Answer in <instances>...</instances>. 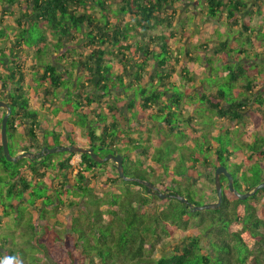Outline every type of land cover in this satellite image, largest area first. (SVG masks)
Segmentation results:
<instances>
[{"label": "trees", "instance_id": "trees-1", "mask_svg": "<svg viewBox=\"0 0 264 264\" xmlns=\"http://www.w3.org/2000/svg\"><path fill=\"white\" fill-rule=\"evenodd\" d=\"M181 1L0 0V40L4 39L0 42V99L5 98L12 107L8 129L20 132L24 138L19 153L80 144L76 129L71 128L68 121L72 116L71 110L68 113L65 107H58L64 114L61 124L67 122L66 130L60 132V125H57L51 133L39 121L40 111L32 105L30 88L50 108L56 100L52 96L54 92L65 87L63 96L71 93L70 99L76 101L77 108L73 113L78 114L81 121L72 123L82 128L80 132L88 141L86 147H92L102 157L108 154L105 150L111 149L115 150L114 154H122L125 175L131 178H121L113 161L99 163L88 153L80 154L77 167L72 163L77 153L68 151L63 152L62 157H59L62 151H57L34 159L20 158L14 169L2 166L12 186L7 191L0 188V228L8 223L5 219L11 217L15 208L22 206L23 209L18 216L15 215L19 237H16V229L11 236L18 241L19 253L15 251L16 245L8 244V240L0 236V258L19 254L25 264H85L86 261L87 264H213L215 261L222 264H264V189L241 200L229 190L228 179L222 175L221 206L208 210L212 213L198 220L204 225L208 217L211 222L208 224L209 232L205 233L209 243L204 245L202 238L206 235L201 232L195 216L201 212L190 211L187 204L175 196L183 195V191L178 190L181 188H176L179 185L170 184L169 187L161 178L164 174L177 183V177H184L186 180L182 184L187 194L184 197L189 201L193 200L194 192L198 191L201 196L202 190L204 197L214 196L216 200L214 173L218 166L224 165L232 174L238 191H252L264 181V139L256 133L253 142L242 140L241 145L247 150L241 146L235 152L224 142L218 145L209 141L203 148H197L211 153L209 156L203 157L200 151L197 156L187 157L182 151L181 161L178 160L180 165L177 163L172 168L170 161L180 158L172 141L156 129L158 138L164 139L169 144V151L174 152L173 158L163 157V154L152 157L154 152H161L164 147L144 142L143 134L149 132V125L159 128L161 117L172 103H178L181 108L180 94L189 92V96L194 95L182 89L193 81V76L186 71L187 67L190 68L188 64L178 70V65L183 63L180 58L182 52L171 42L172 38H177L175 25L179 22ZM202 1L205 9L201 11L205 14L207 11L210 17H217L227 8L228 22L239 27L240 37L247 38L249 43L252 41L250 49L258 45L254 39H260L257 32H262L264 24L254 28L251 22L254 15L264 14L261 4L264 0L257 5L254 0ZM4 5H8L6 10ZM245 9L246 16L238 14ZM6 17L13 24L5 20ZM40 26L44 36L31 40V31ZM12 32L15 35L13 41L8 39ZM228 44L229 39L223 40L220 46L224 50ZM260 45L253 56H263L264 47ZM205 46L210 45L202 43L201 48ZM250 49L241 46L235 55L230 49L228 55L234 59L236 68L233 62L227 63V59H222L227 69L224 72L232 82L238 83L239 93L249 95L247 98L230 102L222 88L227 84L204 89L198 95L205 112L210 111L226 122L222 128L227 133L230 127L245 125L249 102L256 104L264 97V79H260V74L247 82L241 81L251 65L239 59L249 55ZM220 51H215L214 59L220 58ZM42 57H47L44 63ZM209 62L213 70L212 60ZM37 78L39 82L35 80ZM257 78L261 80L258 83ZM149 87L152 88L150 94ZM255 108L264 111L261 105L256 104ZM174 109L171 108L162 120L165 122L163 128L168 127L164 129L170 133L176 127L180 128L171 122V118L178 115ZM4 113L5 110L0 123ZM180 115L187 120L188 117ZM188 120L194 127L195 117ZM253 122L259 128L260 123L255 119ZM59 137L64 138L63 143ZM196 139L200 144V138ZM192 141L195 142L194 139ZM0 153V161L6 162L1 137ZM136 157L143 167L135 166ZM149 157L156 165L145 162ZM187 161L192 163L187 165ZM256 167L258 169L254 170ZM4 176L1 172L0 187ZM103 176L105 186L114 188L108 191L110 195L108 192L99 195L95 191L92 180L96 182ZM139 180L154 184L158 181L165 185L161 191H170L173 196H168L169 202L164 207L152 209V199L161 198L154 196ZM132 186L139 189L134 190ZM5 191L9 197L14 194L17 197L19 193V200L13 198L8 205L10 209H7L6 202H1ZM77 197L83 198L84 204L76 201ZM48 198L51 201L45 203ZM257 203H261L263 211L258 210ZM65 208L71 212L70 218L61 217ZM68 219L70 224H67ZM159 229L169 237L181 229L183 237L172 249L167 251L163 247L160 257L153 258ZM2 244H8L10 248ZM218 246H225L228 250L218 248L217 252L215 248ZM95 258H99L98 263Z\"/></svg>", "mask_w": 264, "mask_h": 264}, {"label": "rangeland", "instance_id": "rangeland-1", "mask_svg": "<svg viewBox=\"0 0 264 264\" xmlns=\"http://www.w3.org/2000/svg\"><path fill=\"white\" fill-rule=\"evenodd\" d=\"M185 1V2H184ZM264 1L261 2V4L263 5L262 11H264ZM184 4V5H183ZM203 1L202 0H183V2L179 5V7H181L180 11H182V14H179V22L175 25V30L177 33V38H172L171 42L173 44V47H175L176 49H179L182 54H180V58H181V62H183L182 64L178 65V70H182V66L186 67V65L184 64H190L189 67L190 68H186V71L191 72L192 76H193V81L190 84H195L198 87L196 88L197 90L200 91V89L202 90V87H204L206 90H211L214 89L216 87H218L219 85L222 84H227L226 86H223L222 88L225 89L226 94H227V98L230 102L233 101H238L239 99H244L247 98L249 95L244 93L243 95L241 93H239L238 90V83L236 82H232L230 80V76L225 73L227 71L226 66L224 67V63L222 62V59H230L228 53L230 51V49H233L234 52L231 53L232 55H235V53L237 54L239 48L242 47H246L248 49H250V47L252 46V41L249 43L247 38L242 39L241 37H237L239 35L238 30L235 29V27H233V24L229 23L227 18L225 16H221L223 12L218 13L217 17H210L206 14L204 11H201L203 9H205L203 7ZM182 5V6H181ZM8 8V5H4V10H6V8ZM190 7V8H189ZM188 8V9H187ZM229 8V6H228ZM1 9L2 6L0 5V15H1ZM187 9V10H186ZM227 11V8H224ZM223 9V11H224ZM185 11V12H184ZM225 11V12H226ZM19 13H17L15 15V17L18 16ZM218 18V20H217ZM5 20H7L8 22H11L10 19L8 17L4 18ZM262 21L264 22V14H262ZM10 24H13V22H11ZM179 24V25H178ZM31 31V30H30ZM260 34V39L257 41V39H254V41L256 40V42L258 43V45L264 47V31H262ZM42 36H44V31L43 28H38V29H34L31 31L30 37L31 40L33 39H39ZM185 36V37H184ZM15 35L12 33H10L8 35V39L9 40H15L14 39ZM258 37V36H257ZM254 38V37H253ZM229 39V44H228V48L226 49H222L220 44L218 43L219 40H228ZM251 39V38H250ZM263 39V40H261ZM4 39L0 40V42H3ZM202 43L204 44H209L210 46H205L204 48H201ZM174 48V51H175ZM217 49H221L220 51V60L219 59H214L213 61V70L210 69L211 64L209 62L210 58H212L213 52ZM62 52H64V50H61ZM190 52V54L192 56H194V58L196 59L197 62H193L189 57H187V52ZM185 55H184V54ZM263 57L261 59L260 63H256L254 65L250 66V71L247 73H244V75L241 77V81L242 82H247L249 79H253V76H257L260 74V79H264V50L262 52ZM45 55V54H43ZM46 56V55H45ZM243 57H245V55H243ZM44 60L42 61L43 63L47 60V57H42ZM254 58V57H252ZM206 61V62H205ZM192 62L194 63L193 65ZM197 64L199 66H197ZM205 64V65H204ZM249 64V62L247 63ZM235 63L233 62V66L235 67ZM205 66V67H204ZM117 67V66H116ZM225 71V72H224ZM167 71H165L166 73ZM36 78V77H35ZM258 79V78H257ZM259 79V80H260ZM37 82H39V78L35 79ZM174 80L177 81V79L174 77ZM65 81V80H64ZM66 82V81H65ZM180 85V84H179ZM216 86V87H215ZM67 89V88H66ZM65 87H62L60 89H57L54 94L52 95L56 100L53 101V98L51 99V101H53L51 105V107L49 108V105H45V103L43 102L42 97L37 98L36 94L34 93V90L30 88L29 92L31 94L32 98V105L34 107H36L40 112V122L41 124H45L48 127V132L54 130V128L57 127V125H60V127L58 126V129H60V132H65L66 130V124L67 122H63L61 124V120L62 118H64V114L61 113L60 108L58 107H65L68 111V113L72 112V116H70L67 120L70 123V127L74 129L76 128L77 132H76V137L79 140L78 142L80 143L79 145L85 146L86 144L88 145V141L86 140V138L83 136L82 132V128L77 126L76 124L72 123L75 121H81V117L78 116V114L73 113L74 110L77 108V104L76 101L73 99H70V97L72 96L71 93L68 94V96H63V94L66 92ZM73 90H75L74 85L72 87ZM181 90V88H179ZM152 91V88L149 87L148 88V94H150ZM199 93H194L193 97L186 95V94H180V97L182 99V106L180 108V106L178 105V103H172L171 106L167 109V112L171 110V108H175V111H178V115L174 116L171 118V122L172 124L176 127L177 124L180 126V128L178 129V127H176V129L173 132H169L165 129H167L168 127H164L165 126V122L163 123V119L166 118L167 116V112L161 117L160 119V123L161 126L158 128V126H153V125H149V132H145L143 135V138L145 139L144 142H152V144L155 145V147H164L163 150L161 152H154L152 154V157H159L160 155H164L163 157L166 158H173L175 157L174 152L172 153L171 151H169V144L165 142L164 139H159L156 134V129L158 132H162L163 137H167L168 140L172 141L174 143V145L177 146V150L179 151V155L180 158H173L170 163L169 166L170 168H172L175 164H179L180 165V161H181V155H182V151L185 152V155L187 157L189 156H193V155H199L202 152V156H209L208 152H203L201 151V149H197V148H203L206 145V142L211 141L213 144H222V142L226 143L228 146H231V151L235 152L237 151L238 148H240L241 142L242 140L244 141V139H246L248 142H253L255 139V137H257L256 133H258L260 136V139H264V111L260 112L255 108V105H261L263 110H264V97L258 101L256 104L249 102L247 105V112L246 116H247V120L245 125L241 124L239 125V128L237 126H233L229 128V131L227 133V130H225L223 127V125H226V122L218 119L213 113H211L210 111L205 112L206 109H203V103L201 102V98L198 96ZM138 98V97H137ZM195 101V104L198 105V107H195L194 105H190L191 104V100ZM190 100V101H188ZM56 104V106H55ZM189 105V106H187ZM187 106V107H186ZM200 106V107H199ZM3 110L5 109H0V116L3 113ZM173 110V111H174ZM181 111V112H180ZM180 114L185 115L186 117H191V116H196V121L197 123H195L194 127L191 126V122L186 119L183 118V116H181ZM254 119L260 123L259 128L255 123L253 122ZM57 121H60V123L57 124ZM63 121V120H62ZM0 125L2 126V121L0 123ZM151 130V131H150ZM81 131V132H80ZM222 131V133L219 135L218 133H220ZM244 131H246V133H244ZM157 132V133H158ZM208 134L209 136H207L206 134ZM216 134V135H214ZM205 135V137H204ZM136 135H134V137H136ZM0 137H1V127H0ZM149 137V139H147ZM196 138H200L199 140L201 141L200 144L196 143L198 139ZM62 143L64 142V138L63 137H59L58 138ZM147 139V140H146ZM191 139V140H190ZM195 140V142H193L192 140ZM8 140H9V148L11 151V154L13 156H16L19 154V151L23 148V144L22 142L24 141V138L22 136V134L20 132H14L12 131L10 128L8 129ZM167 140V139H166ZM185 140H188L187 142ZM196 145L198 147H196ZM242 148L245 150H247L248 148H245V146L243 145ZM201 151V152H200ZM104 152L112 153L115 152V150L111 149V150H105ZM156 153V154H155ZM1 154V153H0ZM54 154V153H53ZM64 154L63 152H61L59 154V157H62ZM144 158V157H142ZM179 158V159H178ZM7 159V158H6ZM81 160L80 157V153H77L73 159H72V163L79 167V162ZM179 160V162H178ZM255 160V159H254ZM145 162H151L152 164L154 163V161H152V158L149 157V159H145ZM16 163L17 162H13V161H0V173L2 172L4 176V179L1 183V189L3 190H8V188H10L12 186V184L9 182L10 181V177H7L6 175H8L7 173H3L4 171H2V166L4 167H8L10 169H14L16 167ZM192 162L191 161H187L186 164L190 165ZM154 165H156L154 163ZM158 165V164H157ZM135 166H142L141 161L139 160L138 157L135 158ZM254 170H257L258 168H253ZM211 171V170H210ZM162 175V172H160ZM149 177V176H148ZM157 177V176H154ZM153 177V178H154ZM172 177V175L170 176ZM161 178H164L163 181H165L166 184L169 185L170 184L173 186L179 185L178 190L183 191V195H187L185 193V187L184 184H182L183 182H185V178L184 177H177V183L180 182L179 184H177L176 182H174L173 180H171V178H169L168 176H165L163 174V176H161ZM98 181H93L94 185H95V191L99 194L102 195L104 192L106 194V192H108L109 190H113L114 188L112 187H108L105 186V176L98 178ZM157 179V178H156ZM161 180V179H160ZM156 181V180H155ZM91 182V183H92ZM151 182V181H150ZM156 184L158 187H160L161 189H164L165 185L163 184H159L158 181H156ZM226 184V183H225ZM182 185V187H181ZM187 185H189V183H187ZM205 184H202V187H204ZM207 187V186H206ZM194 189H197L195 185H193ZM132 189L136 190L139 189V187L137 186H132ZM45 190V188L43 189ZM177 190V191H178ZM5 191V192H6ZM2 192V191H1ZM161 193H166L165 191H161ZM4 193V192H3ZM44 192L42 191V194ZM45 194V193H44ZM109 194V192H108ZM2 195V194H1ZM110 195V194H109ZM194 198L192 201H190L191 203H193L194 205H203L205 203H212V202H216L217 201V193L215 195L216 200H214V196L212 194H210V196L212 195L213 198L209 197V196H205L204 190H202L201 196L199 195L198 191L194 192ZM264 195V194H263ZM15 196V197H14ZM14 196L9 197V195L6 194L1 198V202L3 203H7V209H10V206H8L11 202V200L13 198H17L19 200V193L14 194ZM264 198V196H262ZM261 197V198H262ZM260 198V199H261ZM168 195L166 193V197L163 199H152V203L150 204V207L152 209L155 208H162L164 207L169 201H168ZM51 201V199H47L45 201V203H49ZM76 201H78L80 204H84V200L83 198L77 197ZM29 203H31V201H29ZM104 208V207H103ZM257 208L258 210L263 211V207L261 206V203H257ZM23 207L22 206H18L17 208H15L13 211L14 213L11 215L10 218H6L5 221L10 223V225L8 226L7 224H4L1 226L0 228V236L4 239V240H8V244H12V246H14L15 251L17 253H19V244L18 241H15L14 238L11 236H13V232L15 229L17 230V236L15 234L16 237L18 236V232L19 230L17 229L18 226V221L15 220V217L19 215V211H22ZM75 209V207L73 208ZM64 210L65 213H61V217H71V212H69V210L67 208L62 209ZM201 212V214L195 215L197 218V223L200 224V229L201 232L203 234L208 233L210 226H208V224L211 222L209 221V218L206 217L205 221L203 222L204 225L201 224L200 219L204 218L205 216H207L208 214H211L212 212H208V210H203V211H199ZM16 215V216H15ZM13 217V218H12ZM194 218V219H196ZM71 220V219H70ZM4 221V222H5ZM67 224H70V221L68 219ZM198 224V225H199ZM209 224V225H210ZM16 225V228H15ZM204 230V232H203ZM208 231V232H207ZM160 235H159V241L158 244L156 245L155 248V252L153 255V258H157L160 257L161 253H162V248L165 247L167 251H169L170 249H172L174 247V245L177 243V240H181V238L183 237L182 235V230L181 229H177L174 233L173 236H167L165 234L162 233L161 229H159ZM187 232H193L192 230H187ZM212 233V232H210ZM206 237L202 238L203 239V244L206 245L207 243H209V240H207V236L208 234H205ZM23 236V235H22ZM22 238V237H20ZM8 244H2L4 245L6 248H10L8 247ZM0 247H1V243H0ZM218 248H221L222 250H228L227 247L225 246H218L215 248V250L218 252ZM28 249V248H27ZM3 251V250H2ZM220 252V251H219ZM31 258H29V261L31 262ZM95 262L98 263L99 262V258H95ZM85 264H87V261L85 262ZM213 264H222L221 262H214ZM242 264V263H240Z\"/></svg>", "mask_w": 264, "mask_h": 264}, {"label": "water", "instance_id": "water-1", "mask_svg": "<svg viewBox=\"0 0 264 264\" xmlns=\"http://www.w3.org/2000/svg\"><path fill=\"white\" fill-rule=\"evenodd\" d=\"M0 108H4L6 110V113L4 114L2 118V126H1V140L3 145L4 154L6 155V158L8 161L18 162L20 158L28 157V158H34L36 155L37 157H40L41 155H46L47 153H55L57 151H68L71 153H88L93 159H95L99 163H103L105 161H113V166L117 169L119 176L124 179H131L125 175V168H124V156L122 154H114L109 153L105 157L100 156L99 154L94 152V149L92 147H85L82 145H79L77 143L71 144V145H63L58 146L56 148H48L44 147L41 153L37 154L34 152H22L19 153L16 156H13L10 152L9 148V140H8V121L12 114V107L9 105V103L5 100H0ZM224 175L228 179V186L229 190L234 193L239 199L245 200L248 197L255 194L258 190L264 189V181L258 184L253 188L252 191L247 192H240L234 187V178L232 174L228 171L227 167L224 165H220L216 168L214 173V181H215V187H216V193H217V201L212 203H205L203 205H194L191 203L186 197L182 195H175L178 199H180L183 203L187 204V207L190 211H203V210H211L216 209L221 206L223 202V183L221 180V176ZM143 184L147 185L149 190L152 188H155V185L147 180H139ZM158 197L161 199L166 197V193H160L158 191Z\"/></svg>", "mask_w": 264, "mask_h": 264}, {"label": "crops", "instance_id": "crops-1", "mask_svg": "<svg viewBox=\"0 0 264 264\" xmlns=\"http://www.w3.org/2000/svg\"><path fill=\"white\" fill-rule=\"evenodd\" d=\"M195 1H197V0H195ZM255 1V3H256V5L258 4V3H260V0H254ZM183 2V0L181 1V3ZM185 2V1H184ZM184 5V4H183ZM182 6V5H181ZM179 7V6H178ZM190 8V7H189ZM250 8V7H249ZM251 8H253V7H251ZM180 9H181V7H179V14H182V11H180ZM188 9V8H187ZM186 9V10H187ZM255 9V8H254ZM246 10L247 9H245V10H243V12H239L238 14H240L241 16H246L247 14V12H246ZM185 12V11H184ZM221 16H225L226 18H227V12H224V13H222V15ZM217 20H218V18H217ZM264 24V22L262 21V16H253V20H252V22H251V26L252 27H254V28H260V25H263ZM239 27H235V29H238ZM262 31H264V28L262 29ZM261 32V31H260ZM260 32H257V34H259ZM237 37H240V34L237 36ZM242 39H244L243 37H241ZM223 40H219L218 41V43L219 44H221V42H222ZM248 49V48H247ZM258 50V45H255L254 46V48H253V50H251L250 49V52L248 51V53H250L249 55H247L246 57H244V58H242V59H239L241 62H243V63H248L249 62V64L250 65H254V64H256V63H260L261 62V59H262V57L263 56H253V54L254 53H256V51ZM215 51H218V49L217 50H215ZM215 51L213 52V55H212V58H210V60H212V62H213V60H214V58L216 57L215 55H214V53H215ZM184 54V53H183ZM185 55V54H184ZM251 55V56H250ZM181 56V55H180ZM187 56V55H186ZM188 56H190V57H194V56H192L191 54H188ZM187 56V57H188ZM215 56V57H214ZM219 57H220V55H219ZM252 57H254V58H252ZM191 60H192V58H191ZM193 62H197L196 60H192ZM192 62V64L191 65H193L194 63ZM206 62V61H205ZM228 62H235L234 61V59H232V58H230V59H228L227 60V63ZM226 63V62H225ZM188 65H190V64H188ZM205 65V64H204ZM193 66H195V65H193ZM197 66H199L198 64H197ZM205 67V66H204ZM258 76V75H257ZM259 81H261V80H259V78H258V80H257V83L259 82ZM190 83H192V81L191 82H189V83H187L186 85H185V88H182V89H185V90H189L190 91V93L191 94H194V93H200V92H203L204 91V87H202V90L200 89V91L199 90H197L196 88L198 87L197 85H195V84H190ZM238 89H240V88H238ZM257 91H258V89L257 88H255ZM187 95H189V92L187 93ZM190 105H194L195 107H198V105H196L195 104V102L193 101V103H191ZM187 106H189V105H187ZM186 106V107H187ZM200 107V106H199ZM191 117H193V116H191ZM195 117V123L197 122L196 121V116H194ZM190 117L188 116V119H189ZM223 121V120H222ZM191 125H192V123H190ZM193 126V125H192ZM76 129V128H75ZM77 131V130H76ZM219 134V133H218ZM214 135H216V134H214Z\"/></svg>", "mask_w": 264, "mask_h": 264}, {"label": "clouds", "instance_id": "clouds-1", "mask_svg": "<svg viewBox=\"0 0 264 264\" xmlns=\"http://www.w3.org/2000/svg\"><path fill=\"white\" fill-rule=\"evenodd\" d=\"M0 264H25L24 258L19 254L4 255L0 258Z\"/></svg>", "mask_w": 264, "mask_h": 264}, {"label": "flooded vegetation", "instance_id": "flooded-vegetation-1", "mask_svg": "<svg viewBox=\"0 0 264 264\" xmlns=\"http://www.w3.org/2000/svg\"><path fill=\"white\" fill-rule=\"evenodd\" d=\"M1 100V99H0ZM2 100H5L6 101V99L4 98V99H2ZM2 109H4V108H2ZM5 113H6V110H5ZM4 113V114H5ZM43 150V149H42ZM42 150H34V151H32V152H34V153H41V151ZM26 152V151H25ZM118 154V153H117ZM35 157H37V155L35 156ZM34 157V158H35ZM34 158H32V159H34ZM113 164V163H112ZM150 182V181H149ZM152 183V182H151ZM154 184V183H153ZM155 185V188H152V189H150L149 191H151V193L154 195V196H158L157 194H158V191L160 192V190H161V188L160 187H158L157 186V184H154ZM161 193V192H160ZM167 193V195L170 197V196H173V194H171V192L170 191H168V192H166Z\"/></svg>", "mask_w": 264, "mask_h": 264}]
</instances>
